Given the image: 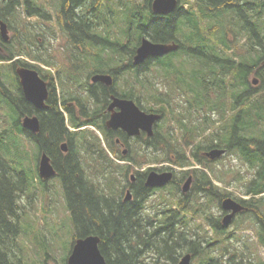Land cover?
I'll return each mask as SVG.
<instances>
[{"label":"trees","instance_id":"trees-1","mask_svg":"<svg viewBox=\"0 0 264 264\" xmlns=\"http://www.w3.org/2000/svg\"><path fill=\"white\" fill-rule=\"evenodd\" d=\"M144 2L145 7L139 4L128 5L129 15L126 18L127 26L124 33L129 46H133L134 43L137 45L139 37L147 35L154 42L178 41L182 49L204 59L202 66L190 73L194 84L189 86L188 90L196 94L191 106L201 111H218L221 113L218 121L223 119L225 125L217 128L215 126L198 147L211 149L227 147L231 151L241 153L243 157L250 155L248 161L253 163L250 160L254 157L251 156L248 143L243 140L246 136H242L241 131L256 130L264 124V0H193L189 9L181 7L168 16H154L150 10L152 0ZM49 6L54 7V14ZM108 8V0H0V18L8 23L10 29L14 27L20 29L19 35L11 38L8 43H4L0 38V89L3 96L11 101V106L15 108L18 116L12 130L15 128L16 132L28 137V132L21 128L20 118L32 115L36 111L26 104L23 95L19 100L8 94V90L4 88L8 80L3 79L7 78L3 68L7 66L9 72L15 71L14 64L10 62L20 56L46 63L41 49L45 50L48 46L41 43L39 48V40L40 37L49 36L55 31L69 34V39H66L64 44L66 48L69 44L73 48H78L87 40L101 50L126 48L119 41L113 43L109 35L102 36L98 28L99 21L103 20L105 25L110 24L107 18ZM32 18L40 21L42 26L34 27L29 22ZM206 19H210V25ZM46 22L54 24L46 27ZM205 23L208 26H205ZM214 33L220 34L216 41L210 36ZM179 34L185 37L184 41L178 37ZM230 34L234 35V41L230 39ZM242 39L244 51L235 46V43L242 42ZM17 63L30 67L24 60L19 59ZM149 64L148 62L145 68ZM159 64L166 72L173 69L180 71L171 60L161 61ZM187 75L180 71L178 80L184 82ZM251 75L258 78L259 86L255 88L251 86L249 79ZM17 90L13 95L20 97L22 92L18 86ZM51 112L50 118L41 117V132L35 137L41 149L48 143L44 136L46 128L52 129V138L49 140L52 145L56 144L61 130L64 129L63 117L53 109ZM204 122L206 125L210 124L211 118L205 119ZM184 127L187 128L185 124ZM170 134L164 138L168 139ZM250 135L259 136L255 133ZM258 140L254 142L257 154H260L257 157L264 160V136ZM2 148L3 145L0 144V264H29L19 242L23 234L20 227L19 199L20 195L28 190L30 183L26 171L18 173L12 171L11 163L7 159L8 152ZM53 150L56 151L55 146ZM164 151H167L165 155L169 157L171 149L165 147ZM176 154L180 155L178 152ZM193 156L202 167H207L206 163L198 160V155ZM178 163L181 166L190 164L185 156ZM62 164L68 207L71 211V220L77 229L75 238L99 236L100 249L107 264H150L146 259L152 256L156 258L153 264H161L162 259L171 261V264H178L180 255L176 254L183 247L184 252L193 254L196 264H222L223 258L229 254V248H225L222 253V243L229 238L223 231L220 220L211 213V203L215 200L219 203L222 201V190L213 184L203 169L195 170L197 184L199 183L194 190L197 199L190 198L192 193L179 198L172 194L165 196L161 211L153 217L145 216L147 222L145 228L150 231L146 233L141 226L140 215L147 194L143 198L142 195L140 197L137 195L134 202L125 206L110 204L104 208V204L93 195V188L98 191L99 185L87 183L84 178L83 180L74 178L73 170L76 163L72 164L70 157L62 160ZM258 177L248 193L258 195L264 192V186H261L264 181V166L260 169ZM201 194L208 197L207 205L200 202ZM241 202L248 203L251 208H258L261 203ZM253 213L257 215L261 230L260 245L264 246V214L258 210ZM190 215L205 218L209 228L191 225ZM209 232L214 234L210 240ZM224 235L225 238L222 240ZM159 236H163L162 247L151 243L152 238L156 239ZM213 246H216L215 250H219L216 256L212 255ZM228 263L244 264L245 256L236 250L231 254ZM43 264H47V259H44ZM260 264H264V260H260Z\"/></svg>","mask_w":264,"mask_h":264},{"label":"flooded vegetation","instance_id":"flooded-vegetation-1","mask_svg":"<svg viewBox=\"0 0 264 264\" xmlns=\"http://www.w3.org/2000/svg\"><path fill=\"white\" fill-rule=\"evenodd\" d=\"M66 52L71 53L67 50ZM75 52L79 55L78 57L76 55L67 57V60H75L72 63L68 61V66L50 65L47 69L55 72L49 75L42 73L48 87L46 101L48 106L41 111L32 107L36 111L34 113H40V121L41 117L50 118L52 109L64 119V129L61 130L56 144L52 145L49 141L52 138V129L46 128L44 132L48 143H45L44 149L39 148L40 155L45 154L49 158L55 174L43 180L40 179V181L45 185H49L51 181H58L63 188L65 172L62 160L70 157L72 164L76 163V169L73 170L74 178L82 180L84 178L87 183H89L87 177L91 170L96 173L100 172V174H108L109 170L111 173L116 172L121 180V189L119 195L109 196L112 205L123 204L125 206L134 202L137 195L139 197L142 195V198L146 194L156 195L158 190L147 187L146 182L149 168L163 172V169L158 167V164H162V123L161 121L154 122L152 134L149 135L146 129V117L143 120L142 115H160L162 119L172 111L171 107L164 104L159 96L157 99L147 98V82L141 79L145 74V65L120 64L114 67L109 64H89L98 60L96 49H79ZM79 56L80 59L83 58L84 64L80 63ZM125 60V58L118 59L120 63ZM127 70H131L134 81L121 79L120 75ZM100 74L110 75L111 83L107 84L106 81L101 80L94 81L93 77ZM149 104L152 106H148ZM119 115L127 118L126 129L110 128L108 123L113 117ZM95 129L98 133L94 132ZM241 132L242 136H246L243 140L248 143L251 156L254 157L250 160L253 163L248 161L250 155L242 157L241 161L252 168L253 166L263 167L264 160L262 157H257L260 154H257V146L254 143L259 141V138H248L250 130ZM39 134L30 133L35 143H37L35 137ZM53 146L56 151L53 150ZM206 159L210 161L207 157ZM196 187L197 182L194 178L192 189ZM93 190L94 197L104 204L102 196L106 195L94 188ZM128 191L131 194L130 199H126ZM242 205L245 209L244 213L251 210L248 203ZM106 206L104 205V208ZM145 207H141L143 215L146 211Z\"/></svg>","mask_w":264,"mask_h":264},{"label":"rangeland","instance_id":"rangeland-1","mask_svg":"<svg viewBox=\"0 0 264 264\" xmlns=\"http://www.w3.org/2000/svg\"><path fill=\"white\" fill-rule=\"evenodd\" d=\"M45 1V0H43ZM181 4L186 8L189 1L181 0ZM109 5L111 6V10L115 13L109 16V20H112V23L105 25V22L102 20L99 21L100 25L98 26L101 33L107 31L109 37L112 40L119 39L120 42L125 43L126 38L123 36L124 31L126 30L127 20L128 17V5H137L141 7H145L144 0H108ZM51 12L54 14V7L49 6ZM98 14V13H97ZM30 23L33 24L34 27L42 26V23L36 18H32L29 20ZM103 24V25H102ZM46 25V24H45ZM53 25L52 23L47 24L46 27H50ZM208 26V24H206ZM29 27L32 26L29 24ZM55 29V28H53ZM20 29L14 27L10 29V37L13 39L17 37L20 32ZM24 35V34H23ZM220 34L211 35L213 40L216 41L217 37ZM230 39L234 41V35L230 34ZM41 43L47 45L48 50L41 49L42 52H45L43 58L46 60H51L53 64L58 66H68L69 62L72 63L75 60H67V52L65 50L64 44L65 40L62 35L55 31L54 34L49 36H42L39 40V48L41 47ZM235 46L239 48L240 51H244V47L242 43L236 42ZM87 48V47H86ZM37 49V48H36ZM237 50V48H236ZM238 51V50H237ZM104 58H107L106 55H103ZM128 60L127 57H124ZM27 63H34L31 58H22ZM83 59V58H82ZM118 59L120 57H113L111 60L113 62H117L119 64ZM177 60L188 61L189 59L186 57L181 56V58H176ZM69 61V62H68ZM194 61V60H193ZM127 63V61H126ZM190 63V62H189ZM37 65L42 69V73L44 75H49L54 70L47 69L43 63H37ZM117 66V64H112ZM192 64L190 63L189 66ZM3 72L7 78H3L8 80L12 85L9 83H5L6 89H14L13 86V79L16 78L15 75L8 71L7 66L3 68ZM7 70V71H6ZM121 79H126L128 81H134L132 74L126 73L124 75H120ZM254 76L251 75L249 77L250 81L254 80ZM141 79L154 81V82H161L164 78L161 76L160 70L158 66L151 65L150 70L142 75ZM123 82V81H122ZM123 84V83H121ZM3 88V87H2ZM125 88L128 89L127 86ZM9 92V91H8ZM10 93V92H9ZM172 97L174 98L173 101H178L180 98V93L178 89H174L170 91ZM18 99V96H16ZM11 101L8 98H5L2 93H0V131L2 130L4 133L0 136V144L3 145L4 149L8 152V160L10 161L11 165L17 172L26 171L27 179L29 180L30 185H34L33 188H29L25 193L20 195L19 204H20V227L22 230V236L19 238V242L22 245L24 257L29 264H43L44 259H47V264H67V256L69 254V250L72 249V243L75 240V227L73 222L70 218L69 212L67 210V206L64 199L63 188L58 181H51L49 185L41 184L39 181L38 183L35 180V157L34 148L31 146L29 141H25L24 137L20 134H15L10 131V127H12L17 119V114L13 112L11 106ZM148 106H152L149 104ZM187 118L198 117L196 112H192V114L186 115ZM10 124V125H9ZM168 125V123H166ZM9 128V129H8ZM264 128V124L256 129V134L260 133L259 130ZM183 132L180 133L182 136ZM18 139V140H16ZM203 153V151L201 152ZM203 156V155H201ZM166 164V163H165ZM164 164V165H165ZM209 167V174L210 177L214 180L215 184L222 190L224 194H227L229 197L233 199H245L247 193L245 192L246 189L244 187V183L250 181L255 176V171L248 168V166H244L240 160L237 158L234 152L229 154H224L219 160L214 161L210 164ZM163 166V164H158V167ZM147 167V166H146ZM89 171V170H87ZM239 172L243 174V181H239ZM134 173V172H132ZM131 173V174H132ZM176 179L178 185H169L165 190L158 191L156 195L149 196L145 200L147 206H149L147 215L153 217L154 213L153 210H156L155 207L160 203L164 196L169 195H176L181 196L183 186L187 180L188 176H185V179H182L181 171L175 172ZM100 172L96 173L94 170L89 172V176L91 179L96 182L97 177H99ZM112 175L117 177V182H121L119 176L116 174L115 171H112ZM192 175V174H190ZM218 178H217V177ZM37 177V176H36ZM217 178V179H216ZM222 178V180L220 179ZM219 179V181H218ZM99 181L100 178H99ZM125 182V180H124ZM117 183V184H118ZM102 186V185H101ZM261 186H264V181L261 183ZM192 186H190L189 191L191 190ZM119 190V188H116ZM188 191V192H189ZM186 192V193H188ZM125 193H123V196ZM194 195V194H193ZM114 196H117L116 194ZM227 196V197H228ZM193 200H196V196H192ZM259 199L264 201V193L260 195ZM178 199H176L177 201ZM218 202H213L212 206V213L215 217L223 218L222 217V210L217 208ZM159 212V211H157ZM260 212H264V204H260ZM146 213V211H145ZM142 220L140 219L141 226L144 228L145 232L147 231L145 228L147 225L146 217L141 214ZM239 217V216H238ZM238 219V223L232 224L228 231L230 232L229 238L226 242L222 243V253L224 252L225 248H229V254H227L223 260L222 264H229L228 260L236 250L245 256V263L244 264H260V260H264V248L259 246L257 243L256 234L259 232V226L256 225V221L251 217H244L240 216ZM139 218V217H138ZM198 218H196L197 220ZM201 220V219H200ZM234 220V221H235ZM139 221V219H138ZM159 224L158 222H156ZM154 223V224H156ZM203 224V222H197L196 225ZM205 225V224H204ZM150 228V227H149ZM152 228V227H151ZM148 233L150 231H147ZM146 232V233H147ZM211 232V231H210ZM209 232V240L210 237H213L214 234ZM225 235L223 236L224 240ZM163 236L156 237V239H151V243H155L157 247H162L161 240ZM224 245V246H223ZM184 248V247H183ZM182 248V249H183ZM180 249L177 255L182 257L184 254V250ZM216 246L211 247L212 255L216 256L219 254V250H215ZM182 250V251H181ZM181 252V253H180ZM192 254V253H191ZM179 257V259H180ZM155 257L152 256L151 258L146 259V262L153 264L155 262ZM161 264H171V261L162 259ZM192 264H196L195 258L193 257Z\"/></svg>","mask_w":264,"mask_h":264},{"label":"water","instance_id":"water-1","mask_svg":"<svg viewBox=\"0 0 264 264\" xmlns=\"http://www.w3.org/2000/svg\"><path fill=\"white\" fill-rule=\"evenodd\" d=\"M153 12L156 15L168 16L175 12L178 2L177 0H153ZM0 34L4 41L9 40V30L7 24L0 19ZM177 45H164L156 44L150 41L148 38H143L141 45L137 49V54L134 59L136 65L144 63L150 57H160L169 52L175 51ZM17 75L20 78V84L23 88L25 99L33 104L38 110H44L46 108L45 100L47 98V85L39 77L35 70L27 68H18ZM103 80L110 83V77H95L94 81ZM254 84H257V80H254ZM144 118L148 117L142 115ZM159 117H153V120ZM152 122V121H151ZM22 125L26 130L34 133L40 131V123L38 117H25L22 120ZM109 126L113 128L126 129L127 118L123 115L113 117ZM224 152L215 150L209 155L212 159L219 158ZM55 174L49 159L44 154L41 157L40 162V175L42 178H48ZM172 179L171 173L156 174L151 173L148 177L147 185L149 187H162L166 185ZM192 179L189 178L184 186V191L187 192ZM223 208L226 211H231L229 215L224 218V225L229 226L234 216L242 211V206L232 199H225L223 202ZM101 239L98 236H88L85 238H79L73 245L71 254L68 258V264H107L104 256L102 255L99 245ZM192 257L190 254L183 256L179 264H191Z\"/></svg>","mask_w":264,"mask_h":264}]
</instances>
